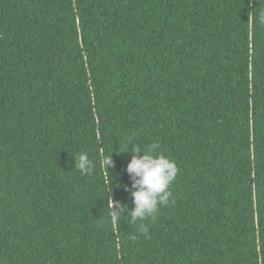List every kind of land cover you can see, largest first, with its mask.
<instances>
[{"label":"trees","instance_id":"16d2710c","mask_svg":"<svg viewBox=\"0 0 264 264\" xmlns=\"http://www.w3.org/2000/svg\"><path fill=\"white\" fill-rule=\"evenodd\" d=\"M262 12L0 0V264H264ZM133 146L178 171L154 215L116 224Z\"/></svg>","mask_w":264,"mask_h":264},{"label":"clouds","instance_id":"9594fccd","mask_svg":"<svg viewBox=\"0 0 264 264\" xmlns=\"http://www.w3.org/2000/svg\"><path fill=\"white\" fill-rule=\"evenodd\" d=\"M259 20L264 23V12L260 14ZM124 152L131 153L126 171L132 181L130 195L133 207L127 210L126 205H118L112 199L110 215L113 223L116 224L119 223L121 217L126 215H130L132 221L143 220L154 215L158 206L167 201L170 194L169 186L175 180L178 171L175 161L163 153L156 152L154 146L147 150L133 146L128 147V150ZM112 153L100 162L106 173H108L107 168L112 166ZM88 157L89 153L81 152L78 157L74 158V166L82 174H90L98 163L96 159L93 163ZM107 181V188L111 192V188L116 185H113L109 173ZM125 190H128L127 186ZM125 212L126 215L123 214Z\"/></svg>","mask_w":264,"mask_h":264}]
</instances>
